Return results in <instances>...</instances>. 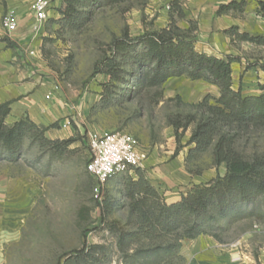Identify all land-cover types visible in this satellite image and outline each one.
I'll return each mask as SVG.
<instances>
[{
  "label": "trees",
  "instance_id": "1",
  "mask_svg": "<svg viewBox=\"0 0 264 264\" xmlns=\"http://www.w3.org/2000/svg\"><path fill=\"white\" fill-rule=\"evenodd\" d=\"M128 1L61 0L59 18L48 22L64 23L68 30H78L92 21L98 9ZM257 5L256 13L264 17V1H258ZM248 6V0H231L221 3L216 14L238 12L242 16ZM184 18L183 0H171L167 24L145 30L135 38L127 34L115 38L109 55L94 67L95 72L106 78L98 101L114 105L153 91V102L158 103L164 101L163 84L170 77L183 76L215 85L217 96L207 93L196 102L184 103L188 111L168 113L166 123L173 127L177 143L191 127L186 162L210 151L212 164L225 163V173L192 185L170 204L141 168H133L135 177L127 173L119 176L113 189L102 194L99 208L103 225L117 233L121 264H183L181 249L185 240L209 235L220 241V233L238 221L251 219L264 223V152L248 157L237 147L242 130L264 126V85L258 95L244 94L241 86L235 87L231 65L237 57H217L197 51V24L189 20V25L182 28L177 22ZM224 33L231 43L248 41L264 46V36L240 31L236 25ZM3 40L9 46L14 45L8 37ZM259 67L264 71V63ZM170 101L183 103L180 95L165 102ZM10 103H0V159L16 162L25 139L37 143L41 149L48 147L52 155L76 140L72 137L50 140L45 137L48 127L28 118L8 123ZM179 150L177 145L173 156ZM120 209L127 211L123 224L117 219L106 220ZM76 253L63 264L72 259L80 264H109L105 248L99 244L84 245Z\"/></svg>",
  "mask_w": 264,
  "mask_h": 264
},
{
  "label": "rangeland",
  "instance_id": "2",
  "mask_svg": "<svg viewBox=\"0 0 264 264\" xmlns=\"http://www.w3.org/2000/svg\"><path fill=\"white\" fill-rule=\"evenodd\" d=\"M31 1L0 0L2 17L11 11L13 4L17 5L15 9L26 11ZM50 1L49 17L38 33L47 76L69 98L82 97V103L84 99L86 102L90 99L91 103L79 121L80 129L76 128L72 136L76 140L59 154L52 155L48 147L41 149L37 143L25 139L16 162L0 159V264H63L84 245L93 244L105 248L109 264H121L117 233L101 222V199L93 196L94 182L86 171L88 135L110 131L129 133L147 152L146 160L154 156V166L165 164L173 158L177 145H180L179 151L187 146L191 134L190 127L177 143L173 127L166 123V115L188 111L184 103L191 102L182 96L181 104L165 102L169 97L163 91L164 101L154 103L153 91H149L124 103L103 105L98 100L106 78L95 72L94 67L109 55L115 38L124 34L135 38L145 30L167 24L171 0H148L145 4L143 0H130L102 7L91 22L78 30H68L64 23L48 22L60 16L54 12V0ZM192 21L197 24L195 19ZM177 23L184 27L183 21ZM244 56L252 62L264 63V47L251 46ZM261 85L264 84H258V89ZM96 93L99 97L94 96ZM237 147L248 157L261 155L264 126L242 130ZM183 151L186 157L187 148ZM184 166L186 170L199 171L192 174L202 181L225 173V163L212 164L210 151L188 162L184 159ZM138 168L146 174L145 169ZM126 173L135 177L133 169L123 174ZM119 176L105 183L102 194L113 189ZM126 217V209H120L109 214L106 220L117 219L123 224ZM218 242L222 244L224 259L213 264H264V223L251 219L238 221L220 233ZM69 264L80 263L72 259Z\"/></svg>",
  "mask_w": 264,
  "mask_h": 264
},
{
  "label": "crops",
  "instance_id": "3",
  "mask_svg": "<svg viewBox=\"0 0 264 264\" xmlns=\"http://www.w3.org/2000/svg\"><path fill=\"white\" fill-rule=\"evenodd\" d=\"M229 1L231 0H185V18L181 20L184 22L183 28L188 26L189 20L195 19L198 28L196 50L217 57L236 56L237 60L231 65L233 85L241 86L244 94L258 95L261 93L258 84H264V71L259 67L261 60L252 62V59L244 56L249 47L256 45L248 41L231 43L224 31L236 25L240 31L264 36V18L256 13L258 1L264 0H248L249 6L242 16L231 12L217 15L218 6ZM53 5L54 12L57 13L61 7V0H54ZM16 7V4L10 7L16 28L7 31L1 25L0 3V103L11 101L6 121L14 122L28 118L37 125L48 127L45 137L50 140L72 137L76 128L80 129L79 121L81 122L87 105H90V99L87 102L84 99L82 103V97L69 98L58 85L56 90L51 89L54 82L47 76L48 69L40 55V38L33 31L34 15L29 6L26 11L15 9ZM5 37L14 45L9 46L3 40ZM31 49L35 50L34 56L29 55ZM163 91L165 97L180 95L189 102H196L207 93L218 95V88L215 85L183 76L168 78L163 84ZM94 96L99 97V94L96 93ZM67 122L69 124L64 126ZM52 124L56 125L51 127ZM188 147L190 146L183 147V150ZM183 150L165 164L154 166L155 157L150 156L141 165L146 171L147 178L163 194L168 204L178 201L192 185L211 179L202 181L200 177L185 169ZM220 247L222 244L212 236L199 235L187 240L181 252L185 257V264H213L215 260L224 259Z\"/></svg>",
  "mask_w": 264,
  "mask_h": 264
},
{
  "label": "built area",
  "instance_id": "4",
  "mask_svg": "<svg viewBox=\"0 0 264 264\" xmlns=\"http://www.w3.org/2000/svg\"><path fill=\"white\" fill-rule=\"evenodd\" d=\"M29 7L35 18L33 31L38 35L49 17L52 3L50 0H32ZM1 25L7 31L15 30L12 13L2 17ZM29 55L34 56L35 50H29ZM51 89L56 90L57 85L53 84ZM87 146L89 158L86 171L93 179V196L97 199H101L102 187L108 180L141 166L148 156L133 135L122 131L89 134Z\"/></svg>",
  "mask_w": 264,
  "mask_h": 264
}]
</instances>
